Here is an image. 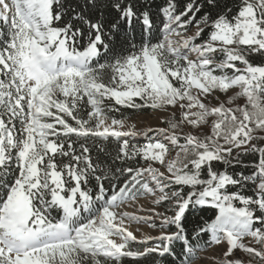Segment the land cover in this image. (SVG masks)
Returning <instances> with one entry per match:
<instances>
[{
	"label": "snow or ice",
	"instance_id": "6c2138e0",
	"mask_svg": "<svg viewBox=\"0 0 264 264\" xmlns=\"http://www.w3.org/2000/svg\"><path fill=\"white\" fill-rule=\"evenodd\" d=\"M140 196L162 210H122ZM201 242L264 264V0H0V264H194Z\"/></svg>",
	"mask_w": 264,
	"mask_h": 264
},
{
	"label": "rangeland",
	"instance_id": "374dc122",
	"mask_svg": "<svg viewBox=\"0 0 264 264\" xmlns=\"http://www.w3.org/2000/svg\"><path fill=\"white\" fill-rule=\"evenodd\" d=\"M219 95L220 101L226 102L227 97H225L222 94ZM229 96L232 95V92H229ZM213 104H216V100H212ZM244 100L243 98L237 99L234 104H243ZM232 106V105H230ZM134 120L138 121L141 126H155L158 121L156 120L155 116L152 114V110H149L147 113L144 114H137L133 117ZM185 131H188V129H185ZM203 131L208 132V127H204ZM151 208H156L158 211L162 210L161 206L154 205L152 203V197L150 196H140L138 201L136 202H129L127 205L123 206L122 210L135 213L139 216H147L150 215V212L148 211ZM130 230L134 231V234L137 235V237H141L142 234H150V235H157L159 232V229H152L148 226L147 223L141 222L140 224H130L129 225ZM139 228L140 231H136V229ZM250 240V238H248ZM247 242V241H246ZM224 245L221 246H215L207 247L202 250L197 251L196 253V259L194 261V264H197L199 260L203 257V259L209 261L210 264H212L211 257L213 256H219L220 253L224 250ZM236 255L243 258L244 260H248V256L243 253L242 251H237Z\"/></svg>",
	"mask_w": 264,
	"mask_h": 264
},
{
	"label": "trees",
	"instance_id": "16d2710c",
	"mask_svg": "<svg viewBox=\"0 0 264 264\" xmlns=\"http://www.w3.org/2000/svg\"><path fill=\"white\" fill-rule=\"evenodd\" d=\"M254 59L259 60V57H254ZM149 110L145 111V112H140V113H132L129 110H125V114L126 115H132V118L134 116H136L137 114H144L147 113ZM204 134H207L208 132L203 131ZM251 157H246L245 160L246 162H250L251 161ZM237 171H239V167H237L236 169ZM211 215V213L209 212H204L202 210L200 211H194L192 213L189 214V229H191V227L194 225L195 222L200 221L201 219H208V217ZM205 239H208V237H205ZM206 247H204L203 242H201V250L204 249ZM249 259V257H248ZM125 264H133V262L131 260H126ZM142 264H151V259L149 258V260L143 261Z\"/></svg>",
	"mask_w": 264,
	"mask_h": 264
},
{
	"label": "bare ground",
	"instance_id": "6f19581e",
	"mask_svg": "<svg viewBox=\"0 0 264 264\" xmlns=\"http://www.w3.org/2000/svg\"><path fill=\"white\" fill-rule=\"evenodd\" d=\"M197 264H210V263H209V261L203 259V257H202Z\"/></svg>",
	"mask_w": 264,
	"mask_h": 264
}]
</instances>
